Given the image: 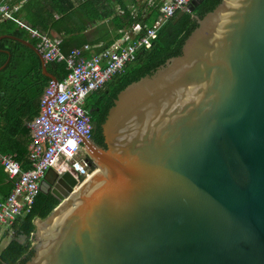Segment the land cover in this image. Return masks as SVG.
Listing matches in <instances>:
<instances>
[{
	"label": "water",
	"instance_id": "95a60500",
	"mask_svg": "<svg viewBox=\"0 0 264 264\" xmlns=\"http://www.w3.org/2000/svg\"><path fill=\"white\" fill-rule=\"evenodd\" d=\"M198 21L180 55L120 92L105 147L84 139L96 167L77 190L47 170L40 192L60 203L19 233L27 264H264V0H221ZM3 37L59 82L35 44Z\"/></svg>",
	"mask_w": 264,
	"mask_h": 264
},
{
	"label": "trees",
	"instance_id": "16d2710c",
	"mask_svg": "<svg viewBox=\"0 0 264 264\" xmlns=\"http://www.w3.org/2000/svg\"><path fill=\"white\" fill-rule=\"evenodd\" d=\"M7 1L13 6L16 4L21 6L12 17L2 19L0 14V36L14 35L31 39L32 36L23 29L21 21L60 38L61 50L65 54L87 44L93 46L94 43L87 41L88 37L85 32L87 23L111 18L110 15H103V12L96 13L95 9L115 8L116 5L112 0H105L102 4H98L99 0L83 2L79 0ZM150 1L148 3L145 1L138 15L134 16L128 6L131 3L119 0L118 3L124 12L114 15L112 21L121 31H127L138 21L143 25H153L166 0ZM220 2L221 0H204L194 11H187L178 22L174 23L175 17L180 12L178 11L160 27L151 48L141 50L136 62L127 65L122 73L115 75L101 90L88 98L85 108L91 116L92 136L97 143H105H103L102 124L120 92L129 84L154 74L170 58L180 55L187 37L199 24L198 18L213 11ZM89 4L93 5V8L88 10V14H84ZM143 9L147 12L146 17H143ZM95 16L98 17L94 18ZM122 35L123 32L118 37ZM104 47L93 48L85 54L99 52ZM47 66L49 72L59 80H63L69 72L67 63L62 60L49 61ZM0 68H2L0 69V151L13 155L22 163V169L27 170L32 167L29 147L33 140L28 122L38 114V103L51 80L43 74L42 60L39 55L31 47L12 37L0 39ZM91 106L98 107V110L95 109L96 112L91 113L89 111ZM95 167L93 163L91 168L95 169ZM8 175L3 165L0 164V198L10 193L16 181ZM59 203L60 200L52 193L39 192L31 211L15 222L12 228L15 234L22 231L26 235H33L36 230L35 220L48 216ZM33 254L32 241L22 243L12 238L0 252V264H27Z\"/></svg>",
	"mask_w": 264,
	"mask_h": 264
},
{
	"label": "built area",
	"instance_id": "2783aa9c",
	"mask_svg": "<svg viewBox=\"0 0 264 264\" xmlns=\"http://www.w3.org/2000/svg\"><path fill=\"white\" fill-rule=\"evenodd\" d=\"M190 1L166 0L153 25L135 23L121 42L89 55L85 54L91 49L89 44L74 48L66 55L59 40L20 21L38 38V48L46 62L65 60L69 72L58 83L51 81L41 97V112L31 124L33 168L23 170L13 155L0 152V164L16 180L12 193L0 201V235L5 230L14 234L15 222L24 211L31 210L49 168L61 174L72 173L76 179L74 189H78L86 176L85 169L91 166L83 142L91 137L93 129L91 116L85 108L88 97L122 73L127 65L136 62L141 50L151 48L160 27ZM0 10L5 12L4 16L12 17L7 7Z\"/></svg>",
	"mask_w": 264,
	"mask_h": 264
},
{
	"label": "crops",
	"instance_id": "0c3cea01",
	"mask_svg": "<svg viewBox=\"0 0 264 264\" xmlns=\"http://www.w3.org/2000/svg\"><path fill=\"white\" fill-rule=\"evenodd\" d=\"M2 2L0 3V5H3V4H6V5H8L9 7H10V11H11V14H12V16H13V14L15 13V12H17L18 10H19V8H20V4H16V5H11L7 0H1ZM10 1H13V0H10ZM80 2L82 1H86V0H79ZM105 0H99L98 2V4H102L103 2H104ZM126 2H130L131 4H129L128 6L131 8V10H132V13H133V15L134 16H137L138 15V12H139V9L141 8L142 9V4L145 2V1H147V3L150 1V0H138V1H140V3H138V1L137 0H125ZM112 2L113 3H116V5H115V8H113V7H111V8H102V7H100L99 8V10L98 9H95V12L97 13L98 11H99V13H101V12H103V15H110V16H114V15H118V14H123V12H124V10L120 7V5H119V0H112ZM151 2V1H150ZM148 7V6H147ZM91 8H93V5H91V4H89L87 7H86V9L84 10V14H88L87 12H88V10L89 9H91ZM0 14H1V18L2 19H4L3 17H6V16H4V14H2L1 12H0ZM147 16V12H145V10L143 9V17H146ZM98 16H95L94 18H97ZM112 17L111 18H109V17H107V18H105V19H103V20H100V21H93V22H91V23H87V28L85 29V32H86V34H87V41L88 42H90V43H94V45L92 46V45H90L91 46V49H93V48H99V47H104V46H106V47H109V46H112L113 44H115V43H118V42H121V40L124 38V36H125V34H127L128 33V31L130 32L132 29L131 28H129L127 31H121V29L118 27V25L117 24H115L113 21H112ZM8 18V17H7ZM158 18V17H157ZM156 18V19H157ZM155 19V20H156ZM155 22V21H154ZM135 23H137V22H135ZM134 23V24H135ZM138 23H141V22H139L138 21ZM133 24V25H134ZM142 24V23H141ZM132 25V26H133ZM34 28V27H33ZM23 29H25L32 37H31V39H27V40H29V41H31L33 44H35L36 46H37V48H38V45H39V40H38V38H36L35 36H33L25 27H23ZM37 29V28H36ZM40 30V29H39ZM41 32H43L45 35H47L48 37H50V38H52V39H54V40H59L60 41V46H62L61 45V39L60 38H58V37H54V36H51L49 33H47V32H44V31H41ZM122 32H123V35H122V37H118L119 36V34L121 33L122 34ZM134 37V36H133ZM22 38V37H21ZM34 41V42H33ZM109 42H111L110 43V45L108 46V43ZM23 43V42H22ZM24 44V43H23ZM26 45V44H25ZM28 46V45H27ZM30 47V46H29ZM106 47H104V48H106ZM103 48V49H104ZM33 49V48H32ZM39 49V48H38ZM90 49V50H91ZM34 50V49H33ZM35 51V50H34ZM36 52V51H35ZM37 53V52H36ZM70 53V52H69ZM68 53V54H69ZM38 54V53H37ZM65 54V53H64ZM68 54H66V55H68ZM39 55V54H38ZM39 57H40V55H39ZM41 58V57H40ZM42 60V59H41ZM9 61V60H8ZM58 61H60V60H58ZM62 61H65V60H62ZM66 62V61H65ZM48 63V62H47ZM67 63V62H66ZM6 65V64H5ZM4 65V66H5ZM3 66V67H4ZM0 69H2V68H0ZM47 70H48V66H47ZM42 71H43V62H42ZM49 71V70H48ZM51 73V72H50ZM43 74H44V72H43ZM44 75H46V74H44ZM54 75V74H53ZM47 76V75H46ZM55 76V75H54ZM48 77V76H47ZM50 78V77H49ZM58 79V78H57ZM50 80L51 81H53L51 78H50ZM59 80V79H58ZM50 81V82H51ZM46 90V89H45ZM45 92V91H44ZM88 100V99H87ZM87 103V102H86ZM38 106H39V109H38V114L36 115V117L40 114V112H41V99H40V103H38ZM35 117V118H36ZM34 118V119H35ZM34 119H31L29 122H28V126H29V128H30V130H31V133H32V137H33V139H34V132H33V129H32V127H31V124H32V122H33V120ZM32 142H33V140H32ZM32 144V143H31ZM31 144H30V153H29V158H30V160H31V162H32V167L31 168H29V169H32L33 168V160H32V158H31V156H30V154H31ZM1 152V151H0ZM8 154V153H7ZM21 163V162H20ZM21 165H22V163H21ZM4 171L7 173V171L4 169ZM8 174V173H7ZM9 176V175H8ZM10 178V177H9ZM11 179V178H10ZM13 180V179H12ZM14 186H15V182H14V185H13V187H12V190L10 191V193L8 194V195H10L11 193H12V191H13V189H14ZM7 195V196H8ZM54 195V194H53ZM6 196V197H7ZM6 197H4V198H0V201L1 200H3V199H5ZM32 208V207H31ZM31 211V210H30ZM30 211H24L18 218H20L21 216H23V215H25L26 213H28V212H30ZM51 213V212H50ZM47 217V216H46ZM45 217V218H46ZM37 219H44V218H37ZM36 219V220H37ZM18 220V219H17ZM35 220V221H36ZM36 226V225H35ZM20 232H22V231H19V232H17L18 234L20 233ZM13 233L15 234V232H14V229H13ZM16 233V234H17ZM4 234V233H3ZM9 234H11L10 233V231H9ZM19 236V235H18ZM30 236H33V235H30ZM4 239L5 238H3V236H2V234H1V237H0V246H2V244H3V242H4ZM15 239H17V238H15ZM18 240V239H17ZM18 241H20V240H18ZM31 241V240H30ZM29 241V242H30Z\"/></svg>",
	"mask_w": 264,
	"mask_h": 264
},
{
	"label": "rangeland",
	"instance_id": "374dc122",
	"mask_svg": "<svg viewBox=\"0 0 264 264\" xmlns=\"http://www.w3.org/2000/svg\"><path fill=\"white\" fill-rule=\"evenodd\" d=\"M138 1V0H137ZM138 3H140V1H138ZM144 4V3H143ZM143 4H142V6H143ZM1 7H7V10L9 11L10 10V7L8 6V5H6V4H3V5H0V8ZM0 12L2 13V14H4L5 12H3V11H1L0 10ZM89 98V97H88ZM4 233V234H3ZM2 233V236H3V238H5L4 239V242H3V244H2V246H0V252H1V250L2 249H4V247L10 242V240L12 239V238H17L18 237V233L17 234H9V230H5L4 232ZM0 237H1V235H0ZM24 242L26 241V238H24V240H23Z\"/></svg>",
	"mask_w": 264,
	"mask_h": 264
},
{
	"label": "flooded vegetation",
	"instance_id": "af4514ba",
	"mask_svg": "<svg viewBox=\"0 0 264 264\" xmlns=\"http://www.w3.org/2000/svg\"><path fill=\"white\" fill-rule=\"evenodd\" d=\"M97 92H98V91H97ZM95 109H96V111H97V110H98V107L91 106V107L89 108V111H90L91 113H95V112H96ZM102 134H103V131H102ZM90 139H91L94 143H96L97 145H99V146H101V147H105V143H104V141H103L104 144H99V143H97V142L95 141V139L93 138L92 135H91ZM103 140H104V137H103ZM84 147H85V146H84ZM86 158H87L88 161L90 160L89 157H88V155L86 156ZM90 162H92V161L90 160Z\"/></svg>",
	"mask_w": 264,
	"mask_h": 264
},
{
	"label": "clouds",
	"instance_id": "9594fccd",
	"mask_svg": "<svg viewBox=\"0 0 264 264\" xmlns=\"http://www.w3.org/2000/svg\"><path fill=\"white\" fill-rule=\"evenodd\" d=\"M138 23V22H137ZM132 28V27H131ZM86 105V104H85ZM87 110V109H86ZM88 111V110H87ZM90 115V114H89ZM90 139V138H89ZM85 151H86V149H85ZM87 153V152H86ZM88 155V154H87ZM91 160V159H90ZM90 160H89V163H90V165L92 166V164H93V162H90ZM92 161V160H91ZM61 174V173H60ZM7 231V230H6Z\"/></svg>",
	"mask_w": 264,
	"mask_h": 264
}]
</instances>
